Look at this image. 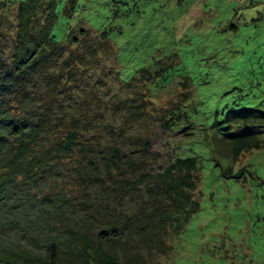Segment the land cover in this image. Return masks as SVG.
Returning a JSON list of instances; mask_svg holds the SVG:
<instances>
[{
    "label": "trees",
    "instance_id": "1",
    "mask_svg": "<svg viewBox=\"0 0 264 264\" xmlns=\"http://www.w3.org/2000/svg\"><path fill=\"white\" fill-rule=\"evenodd\" d=\"M54 3L0 0V261L142 264V247L163 253L201 206L198 154L176 155L156 170L150 162L154 126L191 124L194 136L191 81L171 58L128 80L116 70L124 92L102 90V77L85 87L100 48L113 43L106 29L85 26L56 39ZM169 91L175 97L160 104ZM198 128L223 177L240 178L248 168L223 165L219 143L232 163L262 146L264 110L229 107Z\"/></svg>",
    "mask_w": 264,
    "mask_h": 264
},
{
    "label": "rangeland",
    "instance_id": "2",
    "mask_svg": "<svg viewBox=\"0 0 264 264\" xmlns=\"http://www.w3.org/2000/svg\"><path fill=\"white\" fill-rule=\"evenodd\" d=\"M54 1L51 33L56 39L65 38L71 27L85 26L106 29L113 43L100 48V62L85 87L102 77V90L124 92L116 70L128 80L141 67L154 71L171 58L179 75L191 81L194 136L187 133L191 124L177 123L174 130L154 126L150 162L156 170L176 155L198 154L201 206L163 253L142 247V264H264V144L232 163L229 146L220 142L216 154L223 165L248 168L243 177L225 178L198 128L229 107L264 110V0H76L71 11L68 0ZM174 94L162 92L160 104Z\"/></svg>",
    "mask_w": 264,
    "mask_h": 264
}]
</instances>
